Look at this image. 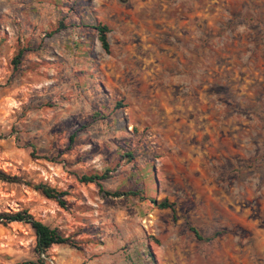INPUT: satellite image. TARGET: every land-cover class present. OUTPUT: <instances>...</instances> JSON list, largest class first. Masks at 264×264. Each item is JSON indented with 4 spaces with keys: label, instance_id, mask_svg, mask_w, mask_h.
<instances>
[{
    "label": "rangeland",
    "instance_id": "374dc122",
    "mask_svg": "<svg viewBox=\"0 0 264 264\" xmlns=\"http://www.w3.org/2000/svg\"><path fill=\"white\" fill-rule=\"evenodd\" d=\"M88 9L109 53L80 28ZM0 169L67 193L0 181V212L71 240L54 264H264V0H0ZM103 173L139 196L79 180ZM35 246L0 225V264Z\"/></svg>",
    "mask_w": 264,
    "mask_h": 264
},
{
    "label": "trees",
    "instance_id": "16d2710c",
    "mask_svg": "<svg viewBox=\"0 0 264 264\" xmlns=\"http://www.w3.org/2000/svg\"><path fill=\"white\" fill-rule=\"evenodd\" d=\"M51 8V7H50ZM49 9L46 13V15H43V18H47L50 16ZM88 19L86 22H81L80 28L87 29L90 28L91 30L95 31L97 33V38L101 44L102 49L106 52H110V43L108 40V33L110 32L109 28L105 25L97 24L96 21L92 18V15L88 9ZM71 26L66 23L65 20L55 22V28L52 29V32H50L47 36L43 37L42 42L40 43L39 47H52L54 40L56 36L61 35L62 32L67 31ZM49 41V42H47ZM32 47H25L21 49L18 54L12 59V65L14 66V70H17L21 64L23 63L24 57L28 52H31ZM69 57L71 58L70 54ZM92 89L95 91V87H92ZM92 90V91H93ZM95 95L97 96L98 93L95 92ZM101 107L97 108L96 116H104L106 114L104 110L101 111ZM131 156V155H130ZM108 173H103L101 175H83L79 178V180L83 183L90 184L95 183L100 187V192L103 194V196H110V197H138L139 192H116V193H109L104 190V187L102 185V181L109 179ZM0 181L10 183V184H20L24 183L29 187H32L36 191L40 192L45 198L48 200L56 202L61 207L66 206V200L65 197L67 196L66 192L60 191L59 189L50 186L46 183H40V184H33L30 182L25 181L22 177L18 176H11L0 169ZM159 207L161 209H171L175 210L174 204L170 203L168 200H165L159 204ZM23 223L26 225H29L36 237V246H35V254L37 256V259L35 261H26L22 263L17 264H54L52 263L47 257L48 253L51 250L53 246L56 245H71L72 242L69 238H66L64 235H62L58 229L53 228L41 221L36 220L31 214H29L26 211H19V212H0V225L7 226L11 223ZM198 238L201 239V237L198 235V232L195 231Z\"/></svg>",
    "mask_w": 264,
    "mask_h": 264
},
{
    "label": "crops",
    "instance_id": "0c3cea01",
    "mask_svg": "<svg viewBox=\"0 0 264 264\" xmlns=\"http://www.w3.org/2000/svg\"><path fill=\"white\" fill-rule=\"evenodd\" d=\"M45 19H46V18H45ZM42 23H44V22H42ZM48 24H50V27H51L52 29L55 28V22H52V24H51V23H48Z\"/></svg>",
    "mask_w": 264,
    "mask_h": 264
}]
</instances>
